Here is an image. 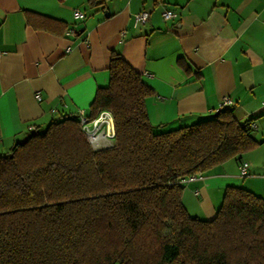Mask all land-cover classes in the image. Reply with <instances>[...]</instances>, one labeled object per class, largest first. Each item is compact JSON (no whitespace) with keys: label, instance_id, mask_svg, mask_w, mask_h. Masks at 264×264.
<instances>
[{"label":"trees","instance_id":"obj_1","mask_svg":"<svg viewBox=\"0 0 264 264\" xmlns=\"http://www.w3.org/2000/svg\"><path fill=\"white\" fill-rule=\"evenodd\" d=\"M108 71L86 115L110 111L112 145L94 149L66 113L0 155V264H264V197L227 186L211 219L181 199V178L258 144L253 122L222 106L156 132L141 72L115 51Z\"/></svg>","mask_w":264,"mask_h":264},{"label":"crops","instance_id":"obj_2","mask_svg":"<svg viewBox=\"0 0 264 264\" xmlns=\"http://www.w3.org/2000/svg\"><path fill=\"white\" fill-rule=\"evenodd\" d=\"M98 1L0 0V155L33 126L86 114L115 51L153 88L145 107L156 132L222 106L254 123L255 147L182 182L191 215L211 219L227 186L264 197V0ZM165 8L177 16L164 19ZM141 10L148 18L135 25Z\"/></svg>","mask_w":264,"mask_h":264},{"label":"built area","instance_id":"obj_3","mask_svg":"<svg viewBox=\"0 0 264 264\" xmlns=\"http://www.w3.org/2000/svg\"><path fill=\"white\" fill-rule=\"evenodd\" d=\"M74 15L76 18H83L84 13L81 10H75ZM161 15L164 19H170L177 16V12L165 8L162 10ZM148 18V12L145 10H141L134 14L133 23L136 25L138 23H143ZM37 97L39 95L37 94ZM231 100L228 97H225L223 100V105H229ZM79 124L81 131L87 137V140L91 144L94 149H100L103 147H108L113 144L114 137V127L112 121V115L109 110L103 109L101 110L95 117L90 118L84 112H79ZM251 127H254V123L251 124ZM247 162H242L239 166L240 175H245ZM199 175L190 174L180 179V182H184L189 179L196 178ZM197 192V190H195Z\"/></svg>","mask_w":264,"mask_h":264},{"label":"water","instance_id":"obj_4","mask_svg":"<svg viewBox=\"0 0 264 264\" xmlns=\"http://www.w3.org/2000/svg\"><path fill=\"white\" fill-rule=\"evenodd\" d=\"M30 133H31V135H33V134H34V129H32V130L30 131ZM26 140H27V138H23V140H21L20 143L22 144V143H24V141H26Z\"/></svg>","mask_w":264,"mask_h":264},{"label":"rangeland","instance_id":"obj_5","mask_svg":"<svg viewBox=\"0 0 264 264\" xmlns=\"http://www.w3.org/2000/svg\"><path fill=\"white\" fill-rule=\"evenodd\" d=\"M182 184H184V183H182Z\"/></svg>","mask_w":264,"mask_h":264}]
</instances>
